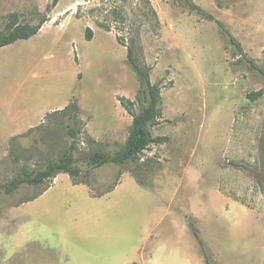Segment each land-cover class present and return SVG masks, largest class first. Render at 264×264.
<instances>
[{
    "label": "rangeland",
    "instance_id": "1",
    "mask_svg": "<svg viewBox=\"0 0 264 264\" xmlns=\"http://www.w3.org/2000/svg\"><path fill=\"white\" fill-rule=\"evenodd\" d=\"M53 1L0 0V34L14 13L20 24L49 19L0 49V185L73 142L77 157L121 150L133 118L119 98L144 107L130 47L161 87L152 133L169 139L136 163L93 170L92 186L61 174L23 205L42 188L1 193L0 264H264V177L254 176H264V95L250 97L264 76L248 61L264 69V0H192L243 54L179 0H59L49 10ZM73 101L78 123L47 118Z\"/></svg>",
    "mask_w": 264,
    "mask_h": 264
},
{
    "label": "trees",
    "instance_id": "2",
    "mask_svg": "<svg viewBox=\"0 0 264 264\" xmlns=\"http://www.w3.org/2000/svg\"><path fill=\"white\" fill-rule=\"evenodd\" d=\"M191 11H198L199 14L205 16L211 21H215L221 31L230 37L231 43L238 48L243 54L242 45L236 40L234 36L226 28L225 24L218 21L211 14H206L199 6L194 4L192 0H179ZM59 3V0H54L49 10L55 8ZM16 13L9 17V21L6 25L5 32L0 34V49L16 44L20 41H28L37 36L44 25L49 21L48 18L41 19L37 24H20ZM92 30H87V40H91ZM251 68L260 72L264 76V69L255 64L253 60H248ZM128 62L137 74L141 83L139 96L137 98L139 103L144 104L140 113H134L131 106L133 102L127 98L121 97L122 106L131 114L133 120L130 128L129 137L126 140L124 146L115 154H108L102 151L85 152L77 157L79 148L76 142H73L69 148L65 149L56 159H50L48 163L37 171H30L25 167H22L19 174L5 185H0V194H12L24 185L34 186L42 188L41 191L34 197L25 200L21 205L37 200L40 196L46 193L53 185L54 180L61 174L69 175L75 185H88L92 186V171L107 165H125L128 163H136L140 160L141 155L147 151L153 144H164L168 141V137H154L152 128L157 127L163 117L162 112V93L161 87L158 84L153 83L151 78V68L143 63H140L136 58L133 48L128 49ZM264 95V91L261 90L256 94H251L253 99L260 98ZM79 106L76 101L71 102L62 110H58L49 114L47 118H51L56 115L68 116L76 123H78ZM69 135L72 138H76L77 133L73 128L69 129ZM18 137H15L13 141H16ZM10 158L13 163H20L21 157L15 150H11ZM79 163H82L86 170L81 168ZM238 168L251 171L247 166H241L233 164ZM255 178L262 179V174H255ZM118 186L115 185L109 189L106 193H110ZM104 195V194H102ZM100 195V196H102ZM98 197V196H96ZM194 235L196 239L202 245L198 233L195 231ZM206 264H212L206 259Z\"/></svg>",
    "mask_w": 264,
    "mask_h": 264
},
{
    "label": "bare ground",
    "instance_id": "3",
    "mask_svg": "<svg viewBox=\"0 0 264 264\" xmlns=\"http://www.w3.org/2000/svg\"><path fill=\"white\" fill-rule=\"evenodd\" d=\"M76 6H73V8H75Z\"/></svg>",
    "mask_w": 264,
    "mask_h": 264
}]
</instances>
